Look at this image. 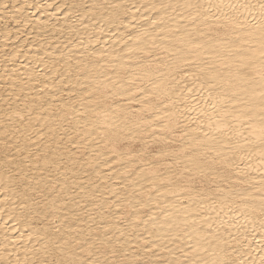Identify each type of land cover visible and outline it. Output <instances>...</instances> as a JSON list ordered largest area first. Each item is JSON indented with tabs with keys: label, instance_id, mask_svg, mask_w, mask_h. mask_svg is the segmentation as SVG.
Here are the masks:
<instances>
[{
	"label": "snow or ice",
	"instance_id": "obj_1",
	"mask_svg": "<svg viewBox=\"0 0 264 264\" xmlns=\"http://www.w3.org/2000/svg\"><path fill=\"white\" fill-rule=\"evenodd\" d=\"M60 7L58 55L0 72V264H264V0H153L111 35L127 5Z\"/></svg>",
	"mask_w": 264,
	"mask_h": 264
},
{
	"label": "bare ground",
	"instance_id": "obj_2",
	"mask_svg": "<svg viewBox=\"0 0 264 264\" xmlns=\"http://www.w3.org/2000/svg\"><path fill=\"white\" fill-rule=\"evenodd\" d=\"M57 0H26L28 4H40L44 7L37 9L35 7L26 8L24 15L29 16L32 20V25L36 28V31H33L32 28L23 29L22 31H17L15 27L11 29V34L6 32L3 27H0V72H3V65L5 63L4 55L5 53H10L12 56L16 58V68L23 72L25 71L24 65L34 64L38 56L46 55L44 48H41V44L47 48V51L52 52V57L55 58L58 53L53 51L55 45L57 43H61L60 40L57 39L58 33H56V29L52 26L57 25L60 26H69L72 21H66L65 17L68 10L61 12V17L59 15V10H61V5L64 3H93L95 0H60V3L54 10L51 9V6H54V2ZM21 3H24L25 0H20ZM113 2H118L121 4L127 5V20L125 24L128 27L125 29L123 25L119 28L113 26L111 28V32H109L108 26L105 25L104 31L111 35L112 33H119L124 31H132L135 32L137 25H143L145 28L148 27L149 20H146L145 17H151L152 13L146 7H141V5H148L153 2V0H113ZM135 5V6H134ZM139 8V11H137ZM60 19H58V17ZM55 20H52V18ZM53 18V19H54ZM47 22L46 24H38L37 22ZM77 26H79L78 22ZM37 32L41 33V35H37ZM99 34V33H98ZM31 35V39L29 42V38L27 36ZM126 39V37H125ZM105 40H107V36H105ZM113 40H116V37L113 36ZM49 41L53 42L52 46L49 48ZM111 44L112 42L109 41ZM119 46V45H118ZM39 67L42 69L44 66L41 64ZM28 71H31L29 68ZM0 83H3L0 80ZM3 197L0 194V201H2ZM24 231V226L21 224H17L16 220L10 219L8 215L0 213V238L3 237L5 232L10 239L14 240ZM258 239V237H257Z\"/></svg>",
	"mask_w": 264,
	"mask_h": 264
},
{
	"label": "rangeland",
	"instance_id": "obj_3",
	"mask_svg": "<svg viewBox=\"0 0 264 264\" xmlns=\"http://www.w3.org/2000/svg\"><path fill=\"white\" fill-rule=\"evenodd\" d=\"M59 3H60V0L55 1V2L53 3L54 6L52 5V6H51V9L54 10V8L57 7ZM65 10H66V9H64V8L61 7V10H59V15H60V17H61V14H60V13L63 12V11H65ZM57 17H58V19H60L59 16H57ZM53 18H54V17H53ZM53 18H52V20H55V18H54V19H53ZM27 37L29 38L28 40H29V42H30L31 35H30V36L28 35ZM51 43H54V41L51 42Z\"/></svg>",
	"mask_w": 264,
	"mask_h": 264
}]
</instances>
